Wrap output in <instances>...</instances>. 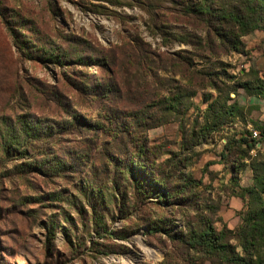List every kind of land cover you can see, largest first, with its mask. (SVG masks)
<instances>
[{
  "label": "rangeland",
  "instance_id": "obj_1",
  "mask_svg": "<svg viewBox=\"0 0 264 264\" xmlns=\"http://www.w3.org/2000/svg\"><path fill=\"white\" fill-rule=\"evenodd\" d=\"M202 2L260 26L247 29L199 12ZM139 40L154 56L152 73L142 79L135 64ZM104 52L119 61L120 84L138 93L116 102L107 95L111 111L78 90L84 73L88 82L96 76L109 83L100 65L78 60L81 54L101 59ZM262 82L264 0H0V132L21 117L40 119L46 129L69 123L60 143L76 169L72 182L59 178L52 186L39 173L16 172V160L2 157L0 264H229L223 256L233 253L256 264L264 243L245 248L236 229L254 192L264 204V96L243 86ZM173 96L180 97L175 111L144 105ZM231 104L233 114L223 116ZM140 113L142 126L131 133L123 123L134 128ZM79 115L89 125H75ZM52 144L48 151L65 159ZM140 144L149 148L146 157L168 197L158 196L156 174L139 173ZM91 188L101 191L92 195ZM207 223L226 227L224 253L176 239ZM156 226L175 237L149 230Z\"/></svg>",
  "mask_w": 264,
  "mask_h": 264
},
{
  "label": "trees",
  "instance_id": "obj_2",
  "mask_svg": "<svg viewBox=\"0 0 264 264\" xmlns=\"http://www.w3.org/2000/svg\"><path fill=\"white\" fill-rule=\"evenodd\" d=\"M197 9L199 12L203 11L207 14H212V16H214L216 19H229L234 23L238 24L239 26L246 27L247 29H252L260 26V24L257 23L258 20H253V22H250L249 20H244L243 16L241 15L229 12L224 8L212 9L208 4L203 5V2L199 5ZM15 31H17V29H15ZM135 45L136 46L134 48L136 50V69H138V71H141L142 79L145 78L147 74L152 73L153 66L150 64V57L154 56H152L153 52L150 50L149 46L143 43L142 41H137ZM133 55L134 53L132 54V57ZM78 60L83 65H88L89 60V63H92V65H100V67L105 71V73L109 77V83L97 81L96 76L92 77L94 82H88L86 81L87 75L86 73H84L81 80L78 81V83L80 84V89L78 88V90L85 101L86 99H88L89 103H95L97 100H99L100 103L103 104L102 107H105L111 111L114 109L109 108V106H107V95L111 96L112 100L116 102L117 100L122 98L123 93L127 94V96L130 95L132 91H135L137 93V91L131 89L132 87L129 84H126V82L125 88L122 86V84H120L118 80V74L121 73V68L119 69V61L116 60L114 55L109 56L107 52H104L103 54H101V59H91L89 58V56H84V54H81L78 56ZM72 80L74 82H77L75 78H72ZM243 86L252 95L264 96V82H262L255 88L251 87L249 84L247 85V83H244ZM151 96V98H156L158 96V93H156L155 95H152L151 93ZM179 98V96H173L169 99L170 102L168 101L166 103L158 102H163L162 100L165 99H158L157 102L154 100H149V103L144 105L147 109L149 107L159 109L157 108V106L161 104V109H167V111H175L177 108L175 102ZM177 103H179V101ZM62 106L66 110V113L69 114L68 109H72L71 105L67 103L66 105L62 104ZM233 107L236 106L234 104L225 106L223 116H227L229 114L232 115L233 113L231 112L233 111ZM75 116L72 117V120L74 121L76 119ZM110 116L112 120H114V122L109 125L111 126L109 131L114 132L118 128V120L116 119V113L111 112ZM145 117L149 118L150 114H146ZM78 118L80 121L76 120L75 125H80L81 123L84 126L89 125V122H87L82 115H79ZM137 119L140 123L135 122L136 126L134 128H131L130 126H128V124L123 123L124 128L128 129L131 133L132 131L139 132V127L142 126V120L144 119L143 114L140 113ZM164 121L165 114L161 122L163 123ZM68 124H61L57 128H54L53 125H50V128L46 129L45 124L41 123L40 119L31 120L24 117L19 118L14 124L8 125L5 123V130L0 132V161H2V157L11 160L15 159L16 164H14V167L16 168V172L22 175L34 172L39 173V176L41 178L43 177L45 181L51 183L52 186H55L56 181L59 178H61L65 184L70 181L72 182V178H74V176L71 173L73 171H76V169L75 166L71 164V161L67 159L68 157L71 158V151H66V145L60 143L63 135H66L71 129ZM153 125L155 124L152 123L148 126ZM106 129V125H100L98 127V130L101 131H107ZM261 132L264 137V124L261 127ZM53 142L59 145L58 150L64 155V157H66L65 159H62L61 156L58 154L48 151V149H50V147L53 145ZM148 152L149 148L146 144H140L135 151V158L138 160L139 163H143L140 166V169L138 168L139 173L140 171H144L145 173L149 172V174H156L157 176V174L159 173L153 171L151 167L153 166L154 161L149 162L146 157ZM115 155L116 153L111 154L110 156H108V158L113 160V157H115ZM131 174L132 175L130 177L134 178V173ZM156 176H154L153 181L154 186H156V189L159 190L157 191L158 196L168 197L169 192L167 193V186L165 184V180L162 179L160 176ZM171 177H173V175H171ZM38 182L40 184L42 183L41 181ZM167 183H170V180H167ZM28 185L32 186L30 182L28 183ZM96 188H91L90 193L92 195H94V193L97 191H101L100 188H98V190ZM46 195L49 198H54L53 191L47 192ZM110 198H112L113 201L117 202L114 193H111ZM95 200L99 201L97 197ZM36 203H38V200L28 202V204L30 205H34ZM251 204L252 205L249 212H247L243 216L242 225L236 229V231H238L239 233L238 235L242 237V245L245 248L249 245H263L264 243V204L261 200L260 195L257 192L253 193L251 197ZM95 220L94 223H96ZM149 230H160L169 237H175L170 235L167 229L164 227L158 228V226H156L149 228ZM226 230V227L217 230L212 224L207 223L197 234L190 235L187 238H184L183 235H180V237H176V239H179L181 242L186 243L190 247L193 246L196 248H200L202 251L208 254L216 255L224 253L226 251ZM223 259L229 264H253L251 260H248L243 256H240L239 254L235 253L223 256ZM256 264H264V255L258 257V259L256 260Z\"/></svg>",
  "mask_w": 264,
  "mask_h": 264
},
{
  "label": "built area",
  "instance_id": "obj_3",
  "mask_svg": "<svg viewBox=\"0 0 264 264\" xmlns=\"http://www.w3.org/2000/svg\"><path fill=\"white\" fill-rule=\"evenodd\" d=\"M254 134H256V131H254Z\"/></svg>",
  "mask_w": 264,
  "mask_h": 264
}]
</instances>
